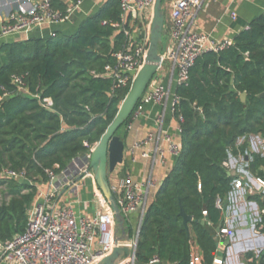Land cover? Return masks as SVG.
<instances>
[{
	"label": "trees",
	"instance_id": "obj_1",
	"mask_svg": "<svg viewBox=\"0 0 264 264\" xmlns=\"http://www.w3.org/2000/svg\"><path fill=\"white\" fill-rule=\"evenodd\" d=\"M51 2L54 10L67 13V4ZM121 16L119 0H107L73 36L0 47V244L27 231L29 209L49 182V172L60 175L91 153L116 117L131 86L114 88L106 67L116 63L117 52L142 39L132 36ZM248 26L229 47L200 56L188 81L175 88L180 98L175 116L183 117L181 152L146 207L136 264L155 258L191 264L194 246L201 264H214L221 254L218 230L239 178L229 174L231 156L244 157L250 174L264 180V143L261 152L251 151L254 136L264 142V14ZM127 135L124 131V142ZM121 175L126 176V167ZM249 200L260 208L258 227L264 234V194L249 195ZM182 209L192 218L187 225ZM245 258L248 264H264V257L253 252Z\"/></svg>",
	"mask_w": 264,
	"mask_h": 264
},
{
	"label": "built area",
	"instance_id": "obj_2",
	"mask_svg": "<svg viewBox=\"0 0 264 264\" xmlns=\"http://www.w3.org/2000/svg\"><path fill=\"white\" fill-rule=\"evenodd\" d=\"M156 0H119L122 10V22L134 26L137 21L143 20L152 23L153 10ZM203 0H173L170 6L169 43L162 54V59L172 63V76L175 85L188 81L190 71L197 59L203 54L220 50L232 45L233 41H211L204 34L193 32L188 28V20L194 14V9L201 8ZM70 9L66 14L54 10L51 0H41L39 5L29 14L13 13L0 28V36L6 37L17 34H26L47 24H60L69 19ZM236 18V14L232 13ZM120 27V24H115ZM249 29V26L246 27ZM167 31V29H166ZM127 36L130 31H125ZM56 34L53 35L55 37ZM150 37L142 38L132 48L124 49L115 54L116 63L108 65L106 72L114 81V88L131 86L138 71L143 67ZM51 106V100H45ZM180 98L171 89L154 83V79L138 103L132 117V122L126 129L131 130L133 124L143 114L149 104L155 103L162 108L171 107L175 115L176 106ZM179 125L183 117H176ZM181 132V128H180ZM152 140L150 136L146 142ZM159 142H165L171 153L177 157L181 152L178 144L170 133H163L158 137ZM145 142V143H146ZM144 143V144H145ZM138 143L135 149L142 148ZM161 151L159 145L156 153ZM92 153V151H91ZM91 153L76 158L60 175L49 172L48 189L40 192L29 209V223L27 231L13 240L0 244L6 260L18 264H97L111 253L115 247L116 220L114 212L103 196L101 190L94 193L98 205V212L93 217L79 216L71 206H61V193H75L79 188L78 181L85 177H93L90 167ZM143 158H150L149 152L142 153ZM133 161H136L135 152ZM230 165V164H229ZM228 166V165H227ZM23 180V174L8 173ZM252 177V176H251ZM151 181L145 183L134 182L129 175L120 178L111 184L112 191L120 205L122 213L128 218L144 203V187L150 186ZM246 190L250 194H264V180L256 177L244 178L240 176L234 182V192ZM222 208V204L218 203ZM145 212L140 217V225L135 238V253L138 244L141 224ZM204 214H207L204 212ZM220 235L229 234V229L223 227ZM135 263L134 258L131 259ZM153 259L149 264H154ZM198 256L192 258L191 264H201ZM214 264H224L222 257H217Z\"/></svg>",
	"mask_w": 264,
	"mask_h": 264
},
{
	"label": "crops",
	"instance_id": "obj_3",
	"mask_svg": "<svg viewBox=\"0 0 264 264\" xmlns=\"http://www.w3.org/2000/svg\"><path fill=\"white\" fill-rule=\"evenodd\" d=\"M41 0H0V28L8 17L13 13L29 14L39 5ZM67 4L70 9L69 19L60 24H47L41 28H36L26 34H17L6 37L0 36V47L4 43H13L32 38L48 40L54 34H63L65 36L75 35L82 22L94 16L107 0H81L75 3L73 0H61ZM168 4L169 15L166 24V38L164 41L165 51L166 45L169 43L170 23V6ZM232 13L236 14V18L232 17ZM264 14V0H203L201 8L194 9V14L188 20V28L200 34H204L211 41L221 42L225 40L233 41L234 38L242 32L255 19ZM140 19V27L131 26L134 37L145 38L150 34L151 25L149 22ZM172 63L164 59L159 71L154 77V83L171 89L175 93L176 85L172 80ZM124 131L128 133L125 139L126 155L124 164L117 167L113 174L109 175L110 183H114L122 176V170L126 167V174L131 177L134 182L145 183L151 181V185L144 187V203L140 205L138 210L127 218L126 226L128 231L136 236L140 217L145 212L148 203L155 197L162 187L166 176L171 172L177 163L178 157L170 152L167 143L159 142L158 137L163 133H170L175 141L181 145L180 125L176 120V116L171 110L162 108L160 105L149 104L144 114L135 121L131 130L122 129L119 135L122 139ZM152 136V140L146 142ZM259 138L263 147V140ZM251 139V140H252ZM146 142V143H145ZM143 143L142 148L135 149L136 144ZM145 143V144H144ZM159 145L161 151L156 153ZM135 152L136 161H133ZM149 152L150 158H143L142 153ZM236 160L237 158L234 157ZM247 159V158H246ZM234 160V161H235ZM237 161V160H236ZM246 169L231 167L234 175L247 178L253 176L248 171L247 160ZM94 174V173H93ZM252 177H251V176ZM79 188L75 193H61L64 196L60 200V205L71 206L79 216L93 217L97 214L99 208L94 197L95 191L99 186L93 177H85L78 181ZM48 189L47 184L43 185L42 192ZM263 194V193H261ZM250 194L246 190L233 192L230 196V203L225 209V224L223 227L229 229V234L222 236L218 230L217 240L219 243L220 255L224 259V264H248L245 256L253 252L257 256L264 257V234L260 232L258 227L260 221V208L254 201L249 200ZM194 256H198L201 260L203 257L197 246L193 248ZM225 253V255H223ZM0 264H18L8 261L3 255L0 248ZM123 264H136L132 261H125ZM154 264H172L168 262L157 261Z\"/></svg>",
	"mask_w": 264,
	"mask_h": 264
},
{
	"label": "water",
	"instance_id": "obj_4",
	"mask_svg": "<svg viewBox=\"0 0 264 264\" xmlns=\"http://www.w3.org/2000/svg\"><path fill=\"white\" fill-rule=\"evenodd\" d=\"M166 24V10L163 0H156L144 65L134 78L116 117L91 153L90 167L94 173V178L103 196L108 200L116 220L115 247L110 254L101 259L97 264H123L125 261L133 259L135 255L134 247L137 239L127 229V217L122 213L120 205L112 191L109 175L113 174L117 167L125 162L126 144L117 135V132L132 116L142 96L163 64L162 51L164 48V36L167 32ZM262 97H264V94ZM241 98L245 102L247 94L242 93ZM24 182L30 183L28 180H24ZM181 214L187 225L192 218L187 216L183 209Z\"/></svg>",
	"mask_w": 264,
	"mask_h": 264
},
{
	"label": "rangeland",
	"instance_id": "obj_5",
	"mask_svg": "<svg viewBox=\"0 0 264 264\" xmlns=\"http://www.w3.org/2000/svg\"><path fill=\"white\" fill-rule=\"evenodd\" d=\"M171 0H167V2L165 3L164 5V8L166 10V18L168 19V15H169V10H168V4L170 3ZM167 6V7H166ZM165 38H166V35L164 36V41H165ZM125 129V128H124ZM121 134V133H120ZM251 151L252 152H256V153H259L262 151V143H261V140L259 138H254L251 140ZM234 157L231 156V160H230V165L228 167H230V173L232 172V169L231 167H235L233 165H235V162L237 163V168H239L240 170L241 169H246L245 166H246V161L244 159V157H240V158H237L235 161H234ZM249 171V170H248ZM250 173V172H249ZM232 175H234L232 173ZM239 176V175H238ZM251 176V175H250ZM2 194L0 193V198H2Z\"/></svg>",
	"mask_w": 264,
	"mask_h": 264
}]
</instances>
